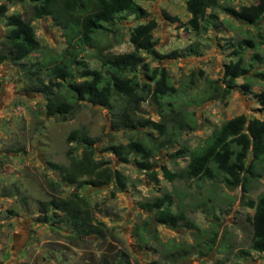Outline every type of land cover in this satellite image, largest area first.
Wrapping results in <instances>:
<instances>
[{
	"label": "rangeland",
	"instance_id": "374dc122",
	"mask_svg": "<svg viewBox=\"0 0 264 264\" xmlns=\"http://www.w3.org/2000/svg\"><path fill=\"white\" fill-rule=\"evenodd\" d=\"M233 5L252 4L256 0H222ZM5 2V0H0ZM148 12L146 17L132 15L119 18L112 26L106 25V43L114 53L126 52L132 46L128 41L130 29L138 23L152 18L156 27L152 31L154 47L166 54L177 50L174 58L146 60L149 66H163L170 81L182 88L187 76L193 71L195 84L184 92L179 100L183 108L193 115L195 127L183 130L177 144L162 148L158 156L152 157V170L138 169L130 154L122 163L104 147L124 144L130 132L156 135L154 129L139 131L112 128L105 108L77 101L65 116L45 115V97L34 90L31 81L24 76L20 62L8 57L0 62V264H99L102 258L111 261L124 253L128 264H264V251H248L250 227L248 217L252 209L244 203L264 193V167L257 168V176H249L245 190L226 187L217 179H174L169 181L159 169L164 164L171 172L182 168L183 157L171 158L178 144L194 147L203 143L211 130L228 118L238 114L264 119V108L256 96L264 92V44H256V33H264L241 23L220 10H215V25L205 31L196 32L186 25L188 14L183 0H139ZM5 14L18 13L24 19L30 15L27 0L6 3ZM164 14L172 17L169 20ZM40 44L59 53L65 46L61 30L53 25L49 17L30 21ZM8 27L0 18V40ZM250 37L254 47H245L241 56L251 67L246 75L235 79V87L223 99H206L191 103V97L201 93L204 78L219 79L223 64L235 55L230 41ZM192 45L198 53H185L183 48ZM258 54V58L254 57ZM38 54H30L24 60L33 61ZM91 68H99L93 48L85 47L77 56ZM23 61V60H21ZM201 72V73H199ZM137 74L143 75L142 71ZM260 74H262L260 76ZM46 81V79H44ZM249 83L248 90L242 83ZM221 83V82H220ZM136 115L153 121L160 119L156 108L148 101L138 106ZM80 129L94 139L93 156L106 161L111 169L125 178V187L117 190L114 184L83 186L77 192L85 197L92 212V222L102 223L103 234L76 239L68 235L64 224L40 222L37 210L41 201L55 194L48 187L49 180H58V174L49 170L46 161L66 163L65 151L70 143L66 135ZM76 154L80 144L71 143ZM75 146V147H74ZM248 163V159L246 160ZM74 186L62 187L61 195L74 190ZM167 192L172 200L171 208L184 213L186 221L176 227L154 223L151 213L139 203L150 201ZM142 238L136 234L145 227ZM145 229V228H144ZM213 244H210L213 231ZM167 247L176 256L167 259L162 251ZM167 251V250H165ZM164 251V252H165ZM243 251V252H242ZM168 252V251H167ZM125 259V258H124ZM120 264H124V260Z\"/></svg>",
	"mask_w": 264,
	"mask_h": 264
},
{
	"label": "trees",
	"instance_id": "16d2710c",
	"mask_svg": "<svg viewBox=\"0 0 264 264\" xmlns=\"http://www.w3.org/2000/svg\"><path fill=\"white\" fill-rule=\"evenodd\" d=\"M14 1L19 0L0 3V18L8 27L0 40V62L7 57L12 62H20L26 79L32 82L35 91L45 97L44 110L47 116H65L77 101H84L105 108L112 128L136 132L144 128L154 129L156 135L144 131L139 135L138 132H130L124 144L104 147L122 163L129 160L130 154L138 155L133 161L134 166L149 170L154 177L151 158L158 156L162 148L177 144L181 131L195 127L193 115L183 108L178 99L196 81L191 71L186 82L181 84L183 87L179 88L170 81L163 66H149L147 56L152 60L178 56L177 50L163 54L155 49L152 31L156 27V21L149 18L133 26L128 34L131 50L114 53L105 49L111 46L104 45L106 25L112 26L117 19L129 15L146 17L148 12L138 3L139 0H27L30 9L28 19L22 18L18 13L5 14L6 3ZM183 1L188 14L186 25L193 31H205L212 25L217 26L216 9L241 23L264 30V0L237 6L222 0ZM43 17H49L53 25L61 30L65 46L59 53L40 44L35 36L30 21ZM164 17L173 20L166 14ZM255 36L256 44H264V33L257 32ZM228 46L232 48L235 59L223 64L219 79L205 77L204 88L201 93L190 98L191 103L223 99L235 87V79L249 72L251 65L243 61L241 52L245 47H254L252 38L243 37L230 41ZM85 47L93 48L99 68H91L85 61L77 58ZM183 51L198 53L197 48L192 45L184 47ZM33 53L38 54L37 57L26 62ZM253 55L258 58L257 53ZM138 71H142L143 75L139 76ZM241 86L247 91L249 83L244 82ZM256 96L264 108V92ZM143 101L154 105L160 117L158 121L136 115L138 106ZM65 142L70 143L65 151L66 163L46 161L47 168L56 172L59 178L49 180L48 187L56 193L50 194L47 200L38 204L40 215L36 220L50 224L62 223L69 227L68 235L76 239L92 234L100 238L104 235L102 223L92 222L89 204L77 190L83 186L94 187L108 183L114 184L117 190H122L126 184L125 178L117 170L111 169L106 161L93 156L94 139L86 132L73 129L66 135ZM72 142L80 144L78 154L74 152ZM169 156L173 159L183 157L186 160L183 167L174 172L164 164L159 165L162 175L169 181L205 178L213 182L217 179L226 187L239 185L244 191L248 177L257 176L256 169L264 167V119L249 118L244 114L235 115L213 128L202 144L194 147L178 144ZM68 186H74L75 189L61 195V188ZM171 204L172 200L167 192L139 203L141 208L151 213L154 223L176 227L181 221H186V218L182 211L173 210ZM244 204L252 209L248 217L251 231L248 251L262 252L264 193L257 194L254 199L248 198ZM146 225L147 223L136 231L139 239L142 238ZM215 236L214 230L210 244H213ZM164 251L162 253L167 259L176 257L167 247ZM122 260L124 264H128L124 253H120L115 261L102 258L99 264H120ZM149 264L158 263L151 261Z\"/></svg>",
	"mask_w": 264,
	"mask_h": 264
}]
</instances>
